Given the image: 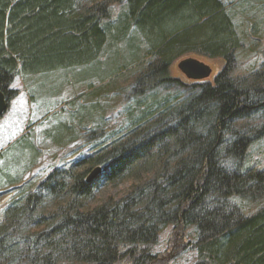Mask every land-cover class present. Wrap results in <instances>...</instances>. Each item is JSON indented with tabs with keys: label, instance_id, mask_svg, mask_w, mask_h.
Wrapping results in <instances>:
<instances>
[{
	"label": "trees",
	"instance_id": "16d2710c",
	"mask_svg": "<svg viewBox=\"0 0 264 264\" xmlns=\"http://www.w3.org/2000/svg\"><path fill=\"white\" fill-rule=\"evenodd\" d=\"M243 44L223 0H0L9 105L19 76L96 67L114 47L142 65L133 97L189 87L179 104L143 108L118 137L34 188L16 187L0 220V264H167L156 245L169 226L175 242L194 228L195 242L174 245L194 256L190 264H264V206L246 215L231 201L264 200V169L243 167L264 138V124L246 122L264 117V48L258 69L234 77ZM189 55L225 65L213 82L184 85L170 70ZM143 172L152 176L124 197L90 206L102 186Z\"/></svg>",
	"mask_w": 264,
	"mask_h": 264
},
{
	"label": "rangeland",
	"instance_id": "374dc122",
	"mask_svg": "<svg viewBox=\"0 0 264 264\" xmlns=\"http://www.w3.org/2000/svg\"><path fill=\"white\" fill-rule=\"evenodd\" d=\"M223 2L233 14L244 42L243 48L236 53L233 76H246L262 63L264 0ZM122 10L123 5L114 6L112 18L118 19ZM120 46L123 48L122 44ZM120 50L115 52V47L107 49L96 67H81L49 75L19 76L15 80L12 88L20 90V93L8 104L7 112L0 118V220L8 204L21 194V190H15L16 187L29 183L34 188L55 168L93 153L99 145L122 134L140 116L143 108L163 99L177 105L188 96L189 87H181L171 91L159 89L142 98L133 97L131 89L142 71V65L130 62V52L125 47L124 51ZM187 58L200 60L211 67L212 75L204 83L213 82L225 65L222 59L210 60L195 55L183 59ZM179 61L172 66L170 76L184 85H193L194 82L187 80L179 71ZM111 74L116 75L109 77ZM246 122L262 125L264 117ZM92 136L97 139H90ZM250 166L264 169V138L250 148L243 167ZM150 176L152 174L146 172L135 173L119 185L102 186L90 206H101L108 199L118 200L129 192L134 183H142ZM14 180H18L19 184L10 185ZM231 201L246 215L264 206V200L249 202L234 198ZM173 236V227L165 228L159 235L156 252L163 255L167 264H190L194 256L180 247L176 249L174 245L195 242L194 228L186 229L185 236L181 237L184 241L175 242Z\"/></svg>",
	"mask_w": 264,
	"mask_h": 264
},
{
	"label": "water",
	"instance_id": "95a60500",
	"mask_svg": "<svg viewBox=\"0 0 264 264\" xmlns=\"http://www.w3.org/2000/svg\"><path fill=\"white\" fill-rule=\"evenodd\" d=\"M178 69L181 74L189 81L194 83H203L208 80L212 75V69L200 60L187 58L179 61ZM8 102L5 95L0 92V118L7 112ZM101 169H95L89 176L88 181H91L98 174Z\"/></svg>",
	"mask_w": 264,
	"mask_h": 264
},
{
	"label": "crops",
	"instance_id": "0c3cea01",
	"mask_svg": "<svg viewBox=\"0 0 264 264\" xmlns=\"http://www.w3.org/2000/svg\"><path fill=\"white\" fill-rule=\"evenodd\" d=\"M17 138V137H16ZM14 140H15V138H14Z\"/></svg>",
	"mask_w": 264,
	"mask_h": 264
},
{
	"label": "bare ground",
	"instance_id": "6f19581e",
	"mask_svg": "<svg viewBox=\"0 0 264 264\" xmlns=\"http://www.w3.org/2000/svg\"><path fill=\"white\" fill-rule=\"evenodd\" d=\"M66 157V156H65ZM45 180V179H44Z\"/></svg>",
	"mask_w": 264,
	"mask_h": 264
}]
</instances>
